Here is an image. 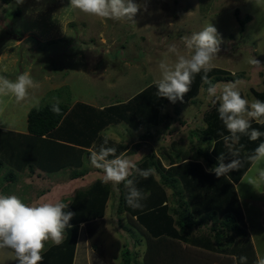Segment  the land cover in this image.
Here are the masks:
<instances>
[{"label": "rangeland", "instance_id": "obj_1", "mask_svg": "<svg viewBox=\"0 0 264 264\" xmlns=\"http://www.w3.org/2000/svg\"><path fill=\"white\" fill-rule=\"evenodd\" d=\"M134 3L140 8L134 17L135 23H132L83 13L72 8L70 0H23L22 3H18V0L4 3L0 0V76L14 82L19 74L28 71L39 85L30 88L26 98L20 102L12 95L0 96V126L27 131L29 110L55 102L53 97L68 105V108L75 103H85L102 109L101 112L108 107L131 104L133 97L140 92L144 95L142 100L145 97L148 99L157 92L154 81L161 77V61L174 66L178 56L190 58L191 53L182 38L203 30L209 23L216 28L220 40V50L211 61L212 68L217 70L209 78L211 83L222 86L229 81H242L238 90L249 104L257 99L253 90H264V0H134ZM169 45H175L177 52L169 53ZM254 59L259 64L252 63ZM197 86L193 79L183 105L180 101L164 104L157 118L158 123L147 121L145 115H141L145 123L138 117L130 123L125 120L104 123L106 125L98 135L97 146L92 143L91 149L98 151L107 137L108 147L116 148L119 143L128 146L126 157H132L139 168L142 161L147 159L143 158L147 153H153L156 160L159 158L157 162L160 161L164 168L171 160H179L182 152L189 158H195L197 148L207 147L202 139L206 126L204 117L215 105L219 106V102L213 105L207 96L209 85L205 88L202 84ZM37 100L38 105L35 103ZM69 118L76 125V119ZM131 126L138 127L132 129ZM1 163L0 195H15L28 206L55 202L69 204L76 190L102 179L100 170L93 168L88 159L83 163L86 180L73 183L71 180L74 177L67 175L68 183L65 185L59 180L51 182L37 167L30 170L24 166L22 170H17L3 159ZM147 167L153 169L150 164ZM259 167H264V163L253 165L248 175L243 177L239 194L245 199L244 212L253 219L248 222L256 255L264 258V217L258 224L252 212L259 205L264 208V195L262 199L255 196L249 198L253 189L257 192L258 185L255 186L252 179L257 177L255 172ZM156 171L155 179L160 181L163 170L157 168ZM256 179L261 181L259 177ZM260 183L259 191L264 190V181ZM164 187L167 203L173 206L176 191L173 194L170 186ZM176 188L181 192V201H184L186 193L181 185L178 184ZM112 201L111 196L105 201L103 217L94 220L99 221L97 224H89L90 232L86 231L85 224L78 225L77 237L83 225L86 235H80L89 240L90 233L95 242L102 244L100 239L96 240V233L103 226L107 233L120 241L123 246L119 251H122L124 244L132 237L130 234H139L138 227L128 222L127 215L120 214V218L116 216V221L112 220ZM200 218L198 216L202 224L197 233L207 231L213 223L221 226L217 219ZM114 222H118L119 226ZM240 225L243 228V224ZM142 231L143 235L139 234L137 239L144 241V235L149 234ZM63 235L64 232L62 238ZM238 238L236 234L227 235L224 241L227 249L230 250L233 241H238ZM44 243L42 256L49 248L56 246L51 240ZM142 243L134 251L139 261L145 248ZM88 245L91 246L90 243ZM180 249L184 253L180 264L237 263L232 255L186 244L183 247L180 244L176 252ZM99 260L106 264H122L120 258L108 262L99 256ZM0 264H18L14 252L0 249Z\"/></svg>", "mask_w": 264, "mask_h": 264}, {"label": "trees", "instance_id": "obj_2", "mask_svg": "<svg viewBox=\"0 0 264 264\" xmlns=\"http://www.w3.org/2000/svg\"><path fill=\"white\" fill-rule=\"evenodd\" d=\"M1 1L9 3L12 0ZM216 71L211 68L208 77L210 78ZM203 74V71L196 74L195 86L201 84L204 88L208 86L201 79ZM220 80L218 79V81ZM252 92L258 100L264 101V90H253ZM143 97V93L140 92L133 97L131 104L108 107L103 112H101L102 109L99 110L85 103H75L69 112L68 105L60 103L61 113L59 115L50 110L54 102L32 107L27 114V132H15L0 128V165H2L1 159L17 170H22L25 166L30 170L39 167L41 170L49 171L54 168L78 165L81 163L79 160L81 154L90 153L85 148L91 146L92 143H96L95 146H97L98 132L106 124L118 123L122 120L130 123L133 118L135 120V117L140 118L138 120H143L144 123L146 120L159 122L157 118L161 115L163 105L169 100L157 97L155 92L148 99L145 97L142 100ZM218 107L215 105V108L204 117L206 126L202 131L204 135L202 139L207 143L206 149L197 148L196 150V156L202 158L209 168L216 165L219 155L225 157L226 163L233 158L229 148L219 135L220 132H223L224 135H229V133L219 119ZM141 115H145L146 120L141 119ZM70 116L76 119V125L70 120ZM104 123L106 124L104 125ZM141 124L138 123V125ZM137 127L131 126V128ZM252 128L264 132V125L256 121L252 123ZM261 142H264V136L256 141H250L248 136L241 135V139L234 145V149L239 150L238 158L241 160L242 166L238 171H232L227 176L219 178L214 173L206 171L199 161L189 158L184 152L181 153L182 156H185L182 159L183 162L175 164L171 160L168 168H164L160 161L157 162L159 158L156 160L153 153H147L143 156L147 159L142 161L140 169H148L147 166L150 164L155 171L157 168L162 169L163 174L160 181L155 179L154 174L147 179L138 175L135 177L136 186L143 193L146 192V198L142 201V209L133 210L126 205L124 198L126 190L123 184L119 186V192H117L110 184H104L100 179L95 180L88 187L76 191L71 198L68 209H65V211L69 210L75 213L69 222L71 227L63 231L64 235L59 245L49 248L43 254L42 264H72L78 225L84 223L86 231L90 232L89 224H97L99 221L94 220L103 217L105 201L110 196L113 199L111 208V214L115 216L113 219L116 221V216L120 218V214L127 215L128 222L133 227L139 228L137 229L140 235H143L141 232L144 230L149 236H146L147 241L144 240L145 248L142 250L143 254L139 261L137 252H134L143 242L141 238H134L139 234L132 235L131 233L132 237L128 240L129 246L128 243H125L123 250L119 251L123 245L118 239L107 233L103 226L99 227V231L96 233V240L100 239L102 244L95 242L92 234L89 233V243L92 249L108 262L120 258L122 264H180L184 253L181 249L178 253L176 250L180 244L181 247L186 244L214 253L232 255L237 259L236 264H240L241 256L247 257V264H256L257 257L253 245L247 232L240 225L243 217L232 183L238 182L249 168L251 163L247 157ZM116 148L118 155L126 147L119 143ZM78 174L79 172L73 173V177ZM178 184L186 193L184 201H181V192L176 188ZM165 185L170 186L173 194L176 191L177 195L173 206H169L167 203ZM212 209L223 214L226 213V215L230 214L225 218L224 223H221V226L210 225L207 231L197 233L202 224L197 216H200L204 211L208 216L207 219H214L211 215L215 211ZM114 223L119 226L118 222ZM229 234H236L239 237L238 241H233L230 250L227 249L224 242ZM6 249L14 252L12 249ZM154 258L156 260H153ZM251 260L254 262L251 263Z\"/></svg>", "mask_w": 264, "mask_h": 264}, {"label": "clouds", "instance_id": "obj_3", "mask_svg": "<svg viewBox=\"0 0 264 264\" xmlns=\"http://www.w3.org/2000/svg\"><path fill=\"white\" fill-rule=\"evenodd\" d=\"M22 2L23 0H18V3ZM70 6L92 16L132 23H135L134 17L140 8L134 0H70ZM182 40L191 53L190 58L180 55L174 66L161 61L159 64L161 77L154 81L156 95L172 103L178 100L183 102L184 96L191 90L194 75L203 71L201 79L209 85L206 89L207 96L213 105L219 102L217 108L219 119L229 133L224 135L220 132L219 135L233 157L226 163L225 157L219 155L216 165L207 171L214 173L218 178L224 177L232 171H238L242 166L238 158L239 150L234 149L241 135L248 136L250 141H256L264 136V132L252 128L253 121L264 125V101L253 99L249 104L238 90L242 83L240 80L229 81L222 86L211 83L208 72L212 68L211 61L220 50L217 30L212 24L209 23L203 30L190 36H184ZM168 52L176 53V46L169 45ZM252 63L259 64V61L254 59ZM38 86L28 71L19 74L14 82L0 76V96L12 95L17 102L26 98L30 88ZM53 100L55 102L52 103L50 110L59 115L60 101L56 97H53ZM35 103L38 105L39 101ZM108 143V138L105 137L98 151L89 150L91 166L100 170L102 183L111 184L117 192L119 186L123 184L126 190L124 198L129 208L142 209V201L146 196L136 186L135 177L138 175L147 179L154 174L155 169H140L132 157L117 155V149L108 147ZM247 160L254 166L264 163V142L254 149ZM257 171L259 179L264 181V167L258 168ZM65 209H68V204L63 202L28 206L15 195H0V249H12L18 264H42L44 242L51 240L53 244L59 245L63 231L71 227L69 222L75 213ZM239 261L240 264H247V257L241 256ZM256 264H264V258L258 255Z\"/></svg>", "mask_w": 264, "mask_h": 264}, {"label": "crops", "instance_id": "obj_4", "mask_svg": "<svg viewBox=\"0 0 264 264\" xmlns=\"http://www.w3.org/2000/svg\"><path fill=\"white\" fill-rule=\"evenodd\" d=\"M199 92H200V90H199ZM181 105H183V103H181ZM69 110H68V112H69ZM0 128L4 129L1 126H0ZM26 128H27V125H26ZM8 130H12V129H8ZM12 131H14V129ZM15 132H22L23 133L22 130H19V131L15 130ZM25 132H27V131H25ZM99 133L100 132H98V134ZM154 140L156 141V139H154ZM148 146L151 147L150 146V143H148ZM125 147L126 148L125 149H122V151L120 153H118V155L123 154L124 156H126V153L129 152V151L127 150V147L128 146H125ZM90 149H91L90 146L85 148L86 151H89ZM89 156H90V153H82L81 154V158L79 159V160H81V163H79L78 165H75L73 167H65L64 166V167H61L59 169H55L54 168V169L49 170V171H44V170H41L39 167H37V170H40L44 175H46L47 177H49L51 179V182H55V180H59V182H62V184H64V185L68 183V181L66 180V176L67 175H68V177L69 176L72 177L73 176V173L74 174H77L79 172L78 176L72 178L73 180H71V181L73 183H81V182H83V181L86 180L87 172H86L85 167L83 166V163L85 162V160H87V159L89 160ZM184 157L185 156H182L179 160H173V161L175 162V164H180L181 162H183L182 159H184ZM195 158H194V160L199 161L203 165V168L206 171H207V169H209V167L206 165L205 161L202 158H201L202 160H200L199 159L200 157H197V156ZM169 166H170V162L167 164V167L166 168H168ZM252 166H253V164L251 163L250 166H249V168L245 171V173L242 175V177L239 179L238 182H233V183L231 182V183L233 185V190H234L235 194L237 195V198H238V201H239V204H240V207H241V213H242V217H243V221H242L243 230H245L247 232V235L250 238V241H251V243L253 245V248H254V251H255V254H256V250H255V246H254V242H253V236H252L253 234H252V231H251V226H249V222H248V220H253V219H251L250 216L248 214H246L247 212H244V209H243L244 208V205H243V203H244L245 199H244V197L241 198V196L239 194V186L243 182L242 179H243V177H246V174L248 173V171L251 169ZM255 173H256V176L258 177V171L257 170H256ZM256 178L253 177L252 180L254 181V185L255 186L258 185L257 186V192H255L254 189H253L251 191L252 192V195L249 194V198L252 197V196H255V197H258V198L262 199V196L264 195V190L259 191L258 188H259V186H261L262 183H260L261 181H259ZM92 182H94V181H92ZM91 183L89 182L88 185L85 186L84 188L88 187ZM84 188H80V189H84ZM80 189H78V190H80ZM78 190H76V191H78ZM75 192H74V194H75ZM61 201H63V200H61ZM261 203H262V201L260 202V204ZM258 207L259 208L255 210V211H258V212H255V211H252V212H253V215H254V219L256 218L255 221L258 224H261V220H262L261 217H264V208H263L262 205H259ZM212 211H215V213L212 214L211 216L214 219H217L219 221V224H221L222 222L224 223L225 218L228 217V215L230 214L229 213V214L226 215V213L223 214V213L219 212L218 210H214V209H212ZM200 217L203 218V217H208V216L203 211L202 214L200 215ZM113 218L115 219V216H113ZM113 218H112V220H113ZM197 218H198V216H197ZM80 225H81V223H80ZM211 225L214 226L215 223H213ZM82 226H80L79 234H78V237H77V240H76L77 242L75 244V252H74L72 264H84L85 262H86V264H106L105 262L99 260L98 254L91 248V246L88 245L89 244V240L87 239V237L85 238L84 235H86V233L84 232V229L82 228ZM216 227H219V226H216ZM80 233H83L84 235L83 234L80 235ZM137 237L138 236L136 235L135 238H137ZM145 240L147 241L146 237H145ZM142 244L145 246V242L144 241H143ZM256 257H257V255H256ZM99 262H101V263H99Z\"/></svg>", "mask_w": 264, "mask_h": 264}]
</instances>
